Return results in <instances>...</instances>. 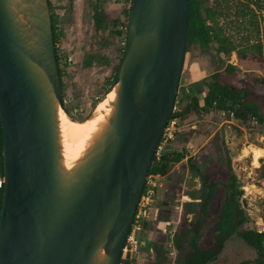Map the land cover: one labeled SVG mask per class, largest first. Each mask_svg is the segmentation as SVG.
Masks as SVG:
<instances>
[{
  "label": "water",
  "instance_id": "95a60500",
  "mask_svg": "<svg viewBox=\"0 0 264 264\" xmlns=\"http://www.w3.org/2000/svg\"><path fill=\"white\" fill-rule=\"evenodd\" d=\"M188 18L187 0H132L123 55L106 91L117 86L112 114L65 174L55 107L66 111L47 0H0V264H120L171 118Z\"/></svg>",
  "mask_w": 264,
  "mask_h": 264
},
{
  "label": "rangeland",
  "instance_id": "374dc122",
  "mask_svg": "<svg viewBox=\"0 0 264 264\" xmlns=\"http://www.w3.org/2000/svg\"><path fill=\"white\" fill-rule=\"evenodd\" d=\"M48 1L59 32V40L54 48L62 72L63 106L71 118L82 122L91 115L107 91L119 57L118 51L122 47L121 39L111 34L113 29L110 26L94 30V8L102 10L109 22L117 19L119 28L125 22L129 0ZM195 1L206 24L211 25L223 39L221 44L226 52L219 51L215 41L205 47H200L195 40L185 44L184 61L174 99L175 111L172 112L176 119L175 134L168 153L192 157L170 164L166 177L156 181L157 197L151 201V207L161 212L155 221L140 222L139 230L134 232L140 247L128 254L131 257L129 264L154 263L156 257L152 260L154 255L149 252L153 244L155 251L159 250L156 258L158 262L182 263L183 256L190 250L185 245V238L182 237L179 243H171L169 239L178 220L181 193L183 197L191 193L183 186L188 188L193 183L190 174L197 176L213 171L211 175L219 180L233 176L234 199L242 209L235 232L223 237L214 260L207 264H252L255 252L241 240L240 233L264 230V124L252 118L236 120L228 112L216 111L213 107L202 109L209 75L220 72L226 76L223 69L231 65L234 72L229 79L230 85L239 93L241 90L249 91L250 101L259 106L260 113H264V0L247 6L238 0ZM193 97L198 110L181 114ZM187 138L188 141L183 142ZM252 150H258L260 155L262 153L256 167L252 164ZM218 163L222 164L218 168L219 172L215 170ZM180 183H184L182 188ZM173 190L177 196L169 204L172 202L177 210L169 219L163 213L161 201L169 200ZM207 216L210 218V214ZM209 218L194 238L196 249L203 250L212 239L213 225H209ZM180 221L184 222L182 218ZM170 222L171 230L167 233L166 226ZM190 235H187V240ZM162 247L166 248L165 252ZM176 252L179 257L174 261Z\"/></svg>",
  "mask_w": 264,
  "mask_h": 264
},
{
  "label": "trees",
  "instance_id": "16d2710c",
  "mask_svg": "<svg viewBox=\"0 0 264 264\" xmlns=\"http://www.w3.org/2000/svg\"><path fill=\"white\" fill-rule=\"evenodd\" d=\"M240 2H244L245 6L254 5L259 2V0H238ZM189 7V18H188V32L186 38V44L195 40L200 47L208 46V44L212 41L218 43V50L222 52H226L224 47L222 46L223 39L218 36L213 27L209 24H206L205 20L200 14L198 4L195 0H187ZM132 0H129V6L127 11L125 12V22L118 28V20L114 19L110 22L106 19V16L103 14L102 10H98L94 8L93 11V22H94V30L105 29L107 27H111L113 31L111 34L115 37H119L122 42V47L119 49L118 54L119 57L117 59L116 65L114 66V75L109 80L108 85H110L115 76L118 69V66L121 61V57L123 55V50L125 46V36L127 30V21L128 14L131 8ZM49 15H50V24H51V32H52V41L53 48L54 44L59 40V32L55 27V16L52 14V9L49 1L47 0ZM56 50L54 48V56L56 61L57 73L59 77V81L62 75L61 70L58 66V59L56 57ZM224 73L226 76H223L220 72H215L209 75L208 82H206V93L203 97V106L202 109L212 108L216 111L228 112L231 116L236 119L243 121L246 118H252L255 122L264 124V113L259 112V106L250 101L251 94L247 90L236 91L234 87H232L229 83L230 77H232L234 68L231 65H226L224 67ZM61 88V82H60ZM264 104V98H263ZM197 101L195 98H191L189 101V105H186L184 109L181 111V114H188L191 111H197ZM66 113L69 115L68 111L65 109ZM70 116V115H69ZM171 116H174L172 113ZM178 116V114H177ZM71 117V116H70ZM184 140V139H183ZM188 138L186 141L187 142ZM1 130H0V177L2 175V158H1ZM185 158L181 153H175L170 155L168 152L162 154L161 159L158 163L154 161V158L151 159L150 167L148 170V174L157 173L160 175H165L167 169L170 164L177 163ZM230 180L234 182V177L230 176ZM1 193H2V185L0 186V206H1ZM264 203V198H263ZM241 240L249 247H251L255 252V259L252 264H264V230L261 232H255L253 230L242 231L240 233ZM220 247L217 248L210 256L205 257L204 262H212L214 260L215 253L219 250ZM162 261V260H161ZM122 264H128L127 261H120ZM152 264H163L162 262H158L155 259ZM185 264H193L190 260H188Z\"/></svg>",
  "mask_w": 264,
  "mask_h": 264
},
{
  "label": "flooded vegetation",
  "instance_id": "af4514ba",
  "mask_svg": "<svg viewBox=\"0 0 264 264\" xmlns=\"http://www.w3.org/2000/svg\"><path fill=\"white\" fill-rule=\"evenodd\" d=\"M72 119L76 121L75 118ZM191 157L192 156L189 155L184 159L187 161ZM221 166L222 164H216L215 170L219 172L218 168ZM212 172L213 171H208L207 173L201 174L199 173L197 176L190 174V180L193 183L189 185L188 188L187 186L183 185L184 183L179 184L181 188L184 186L185 190H189L191 192L189 193L188 197H183V192L181 193L179 198L181 207L178 210V220L175 223L176 226L169 239L171 243H179L182 237L185 238V245L188 246V249L190 250L183 256L181 264H185L188 260H190L193 264H207V262L203 261L205 257L210 256L212 250L216 251L218 247H221L223 237H227L234 233L239 225L242 209L239 206L238 201L234 199L236 194L234 190L235 180L234 182L230 180V178L219 180L214 175H211ZM156 187L157 186H155V192ZM154 196L156 199V193ZM175 196H177V193L173 190L169 200L161 201L163 213L166 214L169 219H172V216L175 214L174 210H177V207L173 206L172 202L169 204L170 201H173L172 199L175 198ZM159 211L160 210L156 208L155 217L149 220L155 221L158 217ZM208 214H210V218L207 216ZM181 218L184 222L180 221ZM207 218L210 219L208 222L209 225H213L212 239L206 243V246L203 250H199L194 248V238L196 237L198 230L200 231V229L203 227ZM171 226L172 222L168 223L166 226L167 230H165V232L169 233ZM165 232L163 233L166 234ZM188 234H191L189 236V240L186 239ZM141 246H144V244ZM166 246L169 247V244H166ZM139 247L140 243L137 241V248ZM151 247L152 248L149 249V252L154 255L152 258V260H154L155 257L157 258V251L159 250L155 251V248H153L155 247L154 244ZM162 251L165 252L166 248L162 247ZM126 255L120 261L125 260L129 264L131 257L128 256V254ZM178 257L179 255L176 252L174 261L178 260Z\"/></svg>",
  "mask_w": 264,
  "mask_h": 264
},
{
  "label": "bare ground",
  "instance_id": "6f19581e",
  "mask_svg": "<svg viewBox=\"0 0 264 264\" xmlns=\"http://www.w3.org/2000/svg\"><path fill=\"white\" fill-rule=\"evenodd\" d=\"M116 87L114 86L111 91L103 95L91 115L82 122L74 121L58 106L55 107L59 163L65 174L73 171L83 156L100 139L112 114ZM248 151L250 152V150ZM251 154L252 164L256 167L257 159L261 157L262 153L260 155L258 150H252ZM100 260H102L101 256Z\"/></svg>",
  "mask_w": 264,
  "mask_h": 264
},
{
  "label": "built area",
  "instance_id": "2783aa9c",
  "mask_svg": "<svg viewBox=\"0 0 264 264\" xmlns=\"http://www.w3.org/2000/svg\"><path fill=\"white\" fill-rule=\"evenodd\" d=\"M259 32L262 33V29H260ZM173 111H175V105H173L172 107V112ZM175 124L176 119L175 117L171 116V118L166 123L162 134L160 135V138L156 144L152 155V158H154V161L156 163L160 161L162 154H164L165 152H169V147L174 139ZM165 177V175H160L157 173L147 174L140 197L136 205L130 231L127 235L124 247L122 249L121 255H123V257H125L126 254H131L132 252L136 251L137 239L134 236V232L139 230L140 222H144L155 217L156 209L151 207V201L155 200V183L157 180L164 179ZM1 185L2 180L0 177V186Z\"/></svg>",
  "mask_w": 264,
  "mask_h": 264
}]
</instances>
